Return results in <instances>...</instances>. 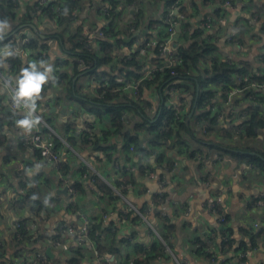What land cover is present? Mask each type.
Wrapping results in <instances>:
<instances>
[{
  "label": "crops",
  "instance_id": "obj_1",
  "mask_svg": "<svg viewBox=\"0 0 264 264\" xmlns=\"http://www.w3.org/2000/svg\"><path fill=\"white\" fill-rule=\"evenodd\" d=\"M32 1L18 0V9L13 11V17L9 16L8 18L11 30L5 36V40L15 31L20 35H39L48 44V61L55 68L56 63L65 58V53L59 40L51 37V33L60 31L61 27L57 26L55 20L32 12L29 14L31 20L21 23L20 19L25 16ZM141 1H143L141 5H138L136 1L119 0L116 6L117 14L111 18L109 13L102 11L106 7L109 11L110 0H80L78 19L75 23H70L68 29L65 30V34H67L75 27L80 26L85 35L88 34L90 39H94V33L97 30L108 29L112 19L115 29L132 24L133 39L126 40L127 43L131 42L130 46L116 47L114 54L119 58L114 59L110 64L113 68L106 65L99 69L108 72L112 76V78H108L117 83L134 80L124 75L127 67L122 65L120 59L126 61L130 55H133L139 64L145 65L143 72L153 68L150 60L154 55L146 51L147 49H144L142 45L145 41H156L160 30L158 22L162 19L165 4L162 0L149 3L147 0ZM181 9L187 14L186 19L180 14ZM173 10L179 20L185 21L190 26L191 32L197 30L202 33L203 37L213 38L217 41L221 59L229 56L236 62H249L256 75L260 73L261 68H264V63L260 60V53L264 51V31L261 30L264 23V0H233L232 8L224 6V2L222 4L210 2L205 5L204 0H183ZM216 12L219 14L216 15ZM180 16L183 19H180ZM137 18H139V25L135 24ZM206 19L211 20L208 28L204 26ZM29 25L33 26V29ZM19 27L21 28L17 30ZM191 32L183 38L181 43L189 42ZM230 37H234V41H238V44L229 42ZM112 40L109 38L108 41L112 42ZM252 40H255V43H252ZM173 43L174 40L170 44L171 49L175 48ZM0 44L1 47L2 42ZM93 45L96 44L93 43ZM26 58V56L19 57L22 66H25ZM163 62V58L160 57L159 65H162ZM69 67L61 68L59 71L69 70L71 72ZM128 70H133V68L128 67L126 71ZM102 78L107 80L106 84L109 83L106 76L90 77L84 73L75 76L73 83L79 89L82 85H87V80L89 82L93 80L94 85L86 87L85 95L95 96L101 87ZM57 80L58 77L54 76V79L49 82L50 85L46 88V93L38 102V114L45 113L57 129L55 130L49 125L54 132V140L57 139L62 143L57 147L59 162L66 163L67 171H60L54 164L42 159L36 151L27 146L25 142L30 139L34 133L33 130L25 133L21 130L15 132L8 128L10 123L21 118L22 111L12 110L7 104L8 91H0V262L25 264L32 254L43 253L45 261L41 264H93L95 256L88 247L78 249V253L76 251L64 252L52 244L59 234L58 228L62 223L78 227L80 225L79 214H84L89 217H99L103 228L112 227L111 233L114 231L110 239H114L115 247L113 249H117L118 252L107 253L104 256L98 254L102 264H129L136 255L135 246H148L156 241L155 237L148 233L144 223L132 212L126 216L125 220L122 219L121 211L125 205L120 199L117 198L113 202L108 201L99 193L97 187L88 190L86 186L90 177L96 176V179L112 188L113 182L119 178L118 167L123 168L128 163L137 167L149 160L154 167V174L163 178L165 185L160 187L155 180L149 179L146 175L137 174L134 177L135 189L126 193V199L138 210L153 203L155 209L154 213L149 216V220L157 226L160 233L162 223L159 214L164 212L168 215V220L175 225L171 245L172 253L178 261L186 258L188 264H225L221 259L210 262L192 254L191 245L195 237L210 235L212 231L219 228L218 213L209 209V205L213 204L220 206L221 211L227 215V226L231 230L234 244L233 250L239 249L237 255L241 254L244 257V262L236 263L234 261L233 264H264V209L255 206L248 208V205L251 204L250 201L264 195V176L257 169H249V165L245 161L236 159L225 152L222 154L223 157H217V154L222 152L206 145L209 141H214L221 144L219 147L223 150L228 148L234 150V148L251 144L249 141L241 140L237 135H233L232 139L220 137L218 131H214L205 137L208 142L199 140L200 145L193 148L198 149L201 156L195 158L186 155L185 152L179 155L176 150H169L164 145L156 150V153L162 157L160 161H157L154 156L143 158L137 153L130 154L131 160H128L129 151H124L123 137L120 136L112 137L111 144L115 148L109 150L106 155L102 152L84 149L79 146L76 137L84 132L89 125L94 133H105L109 126V117L103 114V118L97 120V116L91 113V110H87L67 98L66 91L60 83L56 82ZM83 80L86 83H83ZM190 89L189 92L192 93L191 86ZM211 89L215 93L220 90ZM163 91L161 89L158 91L144 89L142 92V98L150 103V109H147L146 113L151 122L157 119L162 106L173 108L176 104L173 91L171 92L170 89ZM79 92L81 93V90ZM81 95L83 94L81 93ZM186 95L187 102L184 104L183 111L186 119L191 121V132H194L192 134L199 136L201 128L195 126L192 119L195 108L194 105L190 106L188 103L193 99V96L192 94ZM123 96L126 94L119 93L113 103H124ZM197 96L195 92L194 98ZM164 97H166L165 101ZM216 101L209 108L211 111L213 110V113L222 115V118H217V129H230L236 123L234 120L231 121L230 117L224 116L226 109L222 106L220 98H216ZM127 117H129V113ZM3 119L6 120L4 124L1 123ZM133 121L135 122V120ZM71 124H73L74 130L67 127V132L71 134L70 136H68L69 134L65 135L63 132L66 130L65 126ZM132 126L129 124L125 131H131ZM71 135L76 139L73 144H69L65 140ZM140 139H142L141 135ZM257 139L254 146L261 148L263 140L261 137ZM163 155L166 156L163 157ZM47 162L51 164L49 167L46 165ZM51 172L55 173V177L50 176ZM59 174L75 188L77 196L72 205L69 202V197L56 194L58 189L61 190L64 187L59 180ZM49 180H52L53 186L50 185ZM36 183L44 188L45 197H50L55 205L49 207L48 215L44 217L45 223L40 225L37 230L44 238L37 239L38 236H35L34 241L31 239L22 245H16L13 240L15 222L20 220L33 222L34 219L31 217V210L28 206L17 207L14 205V201ZM160 198H163L161 202ZM187 209L189 210L187 211ZM104 213L107 214V217L103 220ZM40 215L42 216L44 213ZM253 222H258L263 232L254 239L252 245L249 231L252 230ZM102 241L107 243L109 240H105V235H103L101 236ZM217 242L220 240L217 239ZM84 249L85 251H83ZM20 250H26V254L23 258L17 259L16 256ZM47 250H49L48 254H46ZM231 257L232 253L225 259ZM151 264L176 263L172 258L165 256L152 261Z\"/></svg>",
  "mask_w": 264,
  "mask_h": 264
},
{
  "label": "trees",
  "instance_id": "obj_2",
  "mask_svg": "<svg viewBox=\"0 0 264 264\" xmlns=\"http://www.w3.org/2000/svg\"><path fill=\"white\" fill-rule=\"evenodd\" d=\"M131 1H136L138 5H141L143 2L141 0H130V2ZM147 1L149 3L155 0ZM162 1L165 4V10L162 14V19L158 22L160 30L158 31V35L156 37L157 44L146 50L154 55L150 62L153 67L156 66V70L153 72L149 80H144L140 85L139 100L133 101L126 95L123 96L125 99L124 103H113V100L119 96V93H112L109 88L104 87H100L95 96L81 95L78 87L74 85L73 79L75 76L82 73L90 77L106 76L107 78H112L108 72L99 69L106 65L110 66L114 59L119 58L114 54L116 47L122 45L130 46L131 42L127 43L126 40L128 39L131 41L133 39L132 24H126L120 29H115L113 27L114 24L112 23V19L111 24L108 25V29L102 30L107 37L103 39H90L88 34L85 35L83 33L80 26L75 27L69 33L65 34V30L68 29V26L71 23L69 19L70 11L74 7H80V0H63L60 3V13L58 16L52 13L51 6L53 3H49L47 5H37L34 3L27 9L25 16L20 19L21 23H25L31 20L29 15L30 12L37 14V10H39L41 16H45L50 20L56 21L57 26H60L61 29L60 31L51 33V37L59 40V43H61L64 49L65 58L61 59L60 62H57L55 68H58V70L69 66V68H71V72H69V70L66 72L59 71L56 75L58 77L56 82L62 85L63 89L66 91L65 96L71 101L76 102L78 105L87 108L88 110L96 109L97 111H104L103 113L109 117V126L106 128L105 133H93L92 137H89V133L84 131L76 137L81 148L91 149L94 152H102L106 155L109 150H114L115 148L111 144L112 137L120 136L123 137L122 147L124 151H128V148L132 146L134 153L141 155L143 158L154 156L155 159L157 158V161H160L162 157L156 153V150L158 147L164 145L167 146L169 150H176L179 155L182 154V152H185L186 155L197 158L198 156H201L200 151L198 149L187 148L188 141H193L197 143V145H200L199 140L208 142L205 140V137L214 131H218L220 137L230 139H232V136L235 135V125H233L230 129H217L218 113H213V110L211 111L209 108L217 102V93H215V91L211 89L212 87L210 88L209 86L220 87L219 92H222L220 102L223 106V94L227 89L231 88L233 80L236 76L246 79L245 84H249L251 82L262 83L264 81V68L259 70V74L261 76H257L253 72L252 65L249 62H236L233 60L225 61L221 59L219 57L217 41L213 38L203 37L202 33L197 30L191 32L190 26L185 21L179 20L176 15H173V19L177 22V25H179V34L177 35L176 41L173 43L178 63L171 69L162 68L158 70L160 63L159 47L161 43L165 42L168 36L166 33L165 15L170 11L177 0ZM224 1L233 2V0H204V4L207 5L210 2L214 4H222ZM118 3L119 0H110L111 8L108 13L111 18L117 14L116 6ZM16 7H18L17 2L15 3L11 0H0V19H8L9 16L13 17V11ZM180 14L184 17L187 16L183 9L180 10ZM218 14L219 13L216 12V15ZM135 24L139 25V18L135 20ZM261 30L264 31V23ZM190 32L191 36L189 42L181 43L183 38H185ZM19 35L20 34L16 32L12 36L17 37ZM20 36H24V34H21ZM109 38L113 39L112 42L108 41ZM90 40H93V42L95 41L96 45L86 47L84 42H88ZM148 42L149 41H145L142 47H145ZM48 48L46 40L40 38V36L30 39V43L26 47L27 60L25 66H22L19 56L9 59L16 65L14 74L19 73L22 68L27 67L31 58L36 61L41 59L48 60ZM134 57L135 56L130 55L128 60L125 61V59H120V62L122 65L127 67V69L128 67L133 68V70L128 71H126V69L124 75L135 80L143 72L145 65L139 64ZM76 61H81L82 67H79ZM110 68L113 67L110 66ZM171 71L174 72V75H171ZM186 81L192 85V93L189 92L191 89L187 86L188 84H185ZM115 83V81L109 79L108 85H113ZM48 85L50 84L48 83L45 85L42 96L46 93ZM196 87H198L199 93L197 98H194ZM144 89H155L157 91L161 89L162 92H164V89H173L175 92H178L179 99L185 101L184 104L187 102L186 94H192L193 99L188 103L190 106L194 105L195 113L193 114L192 119L195 126L201 128L200 135H193L194 132H191L190 128L191 121L190 119H186L185 114L176 118L173 110L174 106L173 108L162 106V110L157 119L154 122H151L149 115L146 113L147 109H150V103L142 98V92ZM252 92L253 91H251V89H247L242 98H238L232 102L233 105L238 106L239 110L244 111L246 114V120L238 125L240 126V134L237 136L239 139L247 142L249 141L251 144H246L237 149L234 148V150L230 148L223 150L219 147L221 144L214 141H209L206 145L211 147V149H216L222 152L218 153L217 157H223L222 154L225 152L236 159L245 161L248 165L257 169L264 176V160L262 159L264 158V149L262 144L261 148L254 146L258 140L257 138L259 134H261V138L264 141V93L260 97H257L254 101L245 103L246 101H244V98ZM165 99L166 97L163 98L164 101ZM123 113L127 115L129 113V117L123 119ZM226 113V115L224 114L225 117H229V115L232 117V114L229 112ZM132 120H135V122H132ZM129 124L133 125V129L126 132V127ZM67 127L70 130H74L73 124L68 125ZM202 131H204V133H202ZM70 134L68 136H70ZM140 135L142 136V139H140ZM76 139L73 135L65 138L69 144L76 142ZM54 143L56 148L62 144L57 139L54 140ZM184 147H186V149ZM164 156L166 155H163V157ZM127 158L128 160H131L129 156H127ZM137 168L139 175H146L149 172H154V167L149 160L139 164ZM57 169L60 171H67L68 167L66 163H59ZM84 170L85 168L82 171L84 172ZM118 173L122 175L123 180L129 182L134 181V176L125 172L123 168L118 167ZM113 183L115 187H118L120 182L115 180ZM95 187H97L99 193L103 197H106L108 201L113 202L117 199L112 189L101 180H95ZM43 190L44 188L41 187L39 183H36L35 186L20 194L14 201V205L17 207L19 206L23 208L28 206L31 210L32 219L38 218L40 221L39 225L45 223L44 217L48 215V209H50L49 207H53L55 205L50 197H45ZM258 199L259 198H256L253 201H250L251 204L248 205V208L250 209L252 206H255ZM162 200L163 198H160L159 201L161 202ZM159 201L157 200V202ZM214 210L219 215L218 219L222 218V222H220L219 228L212 231L210 235H202L194 238L191 245L192 254L203 257L207 261H211L212 259L216 260V254H219L220 252L223 253L225 257L232 253V257L230 259H225L223 262H244V257H239V255H237L239 249H236L235 251L233 250L234 244L231 238V230L227 226V215L221 211L220 206L215 205ZM41 213H44V215L41 216ZM160 221L162 223V237H172L175 231V225L172 224L168 218L160 219ZM17 222L22 224L25 223L26 220H20ZM101 224L102 223L100 222L99 217H93L89 233V237L92 242H94L98 254L100 256H104L107 253H117L118 250L113 249L115 247L114 239H110L112 238V233H114V231L111 233L112 227L103 228ZM249 232L251 233V244L253 245L254 239L261 235L263 231L261 230L260 232H257L252 228ZM103 235H105V240H109L107 243H103V241L101 242L99 236L101 237ZM35 236H38L37 239L44 238L39 231H37L35 235L28 234L25 231L13 232V240L16 245H22L27 241H31V239L34 241ZM59 237H61L60 233L55 239H59ZM217 239L220 240V242H217ZM210 245L216 246V253H209L207 251ZM135 248L136 255L134 259L129 262V264H151V262L157 258L165 257V253L163 252L164 247L158 241H154L148 246H135ZM76 252L78 253V250ZM0 264L6 263L0 262Z\"/></svg>",
  "mask_w": 264,
  "mask_h": 264
},
{
  "label": "built area",
  "instance_id": "obj_3",
  "mask_svg": "<svg viewBox=\"0 0 264 264\" xmlns=\"http://www.w3.org/2000/svg\"><path fill=\"white\" fill-rule=\"evenodd\" d=\"M11 1L18 3V0H11ZM62 1L63 0H33L32 4L36 3L37 5H47L49 3H53L51 6L52 13L58 16V14L60 13V3ZM182 1L183 0H177L174 6L170 9V11L165 15L166 33L168 36L165 42L161 43L159 47V58L160 57L163 58L164 62L162 65L158 66V70L162 68L171 69L175 67L178 63L176 53L174 49L170 48V44L173 41V38L175 36V27L177 25V22L173 19V15H175L173 9L176 7V5H178ZM224 6L232 8V2L224 1ZM17 9L18 7L15 8V10ZM102 11L105 13L106 12L108 13L107 7L105 9H102ZM78 13H79V7H74L70 11L69 19L71 23H75L77 21ZM37 14H40L39 10H37ZM179 18L183 19L182 16H180ZM210 24H211L210 19H206L204 21L205 27L208 28ZM93 36L99 39L107 38L104 32L100 30H97ZM35 37H39V35L37 34L33 36L32 35H28V36L19 35L17 37L11 35L7 38V40L3 41L1 47H3L6 44H11L13 48H16L19 50V54L17 56L19 57L26 56L27 55L26 47L30 43V39L35 38ZM228 40L229 42L234 43L235 45L238 44V41H234L235 40L234 37H230ZM93 43L95 42L90 40L88 42H84V45L86 47H89V46H93ZM156 44H157L156 41L146 43V46L144 47V49L154 47ZM223 60L231 61L232 58L227 56ZM260 60L262 63H264V51H261L260 53ZM76 62L79 67H82L81 61H76ZM6 64H7V68H0V79L12 78L19 74V73L14 74V71L16 70L15 63H13L12 61L8 59L6 61ZM155 70L156 68L153 67L152 69L141 73L140 76L135 80H126L123 82L119 81L118 83L116 82L113 85L106 84L105 83L106 79L102 78L101 87L109 88L112 93H125L129 99H132L133 101H138L140 85L142 84L144 80H149ZM171 75H174L173 71H171ZM257 76H261V75L258 74ZM245 82H246V79L240 76H236L233 80L231 88L227 89L223 94L224 101L223 100L222 101H223L224 109H226V112H229L230 114H232V117H237V120L235 121L236 123L235 126H238L239 124H241L242 122L246 120V114L244 113V111H240L239 107L236 105H233L232 102L234 100H237L238 98H242L247 89H251V91L253 92L251 94H248V96L244 98V101H246L245 103L254 101L257 97H260L264 93V81L262 83L251 82L249 84H245ZM172 91H173V97L176 100V104L174 105L173 110H174L176 118H179L184 115V111H183L184 100L179 99L178 97L179 95L177 91L175 92V90L171 89V92ZM216 95H217V98H221L222 92L218 91ZM7 104L12 110L23 111L22 109H17L14 107L9 93H8V98H7ZM263 109H264V106H263ZM127 116H128L127 114L123 113L122 118L126 119L128 118ZM218 117L222 118V115L218 114ZM21 118H22V115H21ZM8 128L15 132H18L20 130L16 126V121L10 123L8 125ZM239 129H240V126L235 127V135L240 134ZM85 131L89 133V137H92V134L94 133V131L90 125L87 128H85ZM33 132L34 133L30 137V139L27 140V142L25 143L27 144V146L31 147L32 150L36 151L42 159H45L51 162L57 168L58 164L60 163L59 162L60 158H59L58 149L56 148L55 143H54V137H53L54 132L52 131V129L50 128L48 123L44 119L41 118V123L33 129ZM202 133H204V131H202ZM258 137H261V134H259ZM262 147L264 149V141L262 142ZM128 151H129V157H130L131 156L130 154L134 153L133 147L130 146L128 148ZM250 168L252 167L249 165V169ZM123 170L129 174H132L134 177L138 174V168L136 166L131 165L130 163H128L127 166H124ZM86 173H84L85 176H87ZM245 174H247V171H245ZM146 176L149 179L155 180L157 185L160 187H163L165 185L164 179L157 177L154 174V172H149L146 174ZM59 180L63 184L64 186L63 188H66L70 204L71 205L74 204L76 201V196H77L74 186L68 181H66L65 178L61 174H59ZM95 180H96V176L90 177V179L88 180L87 186H86L88 190H92L95 187ZM116 180L120 182L118 187L112 186V188L111 187L110 188L115 194V197L120 199V201L123 202L125 205L121 211L122 219L125 220L126 216H128L132 212L134 215H136L140 219L142 223H144V225L148 229V233L152 234L155 237L156 241H158L159 243L163 245L164 247L163 252L165 253V256L172 258L176 264H188V261L186 258H183L181 261H178L173 255L172 245L170 243L172 237L168 236L167 238H163L157 226H155L153 223L150 222L149 216H151L154 213V209H155L154 204L152 203L148 206H145L144 208L140 210L136 209L126 199V193L128 191H132L135 189L134 181L129 182V181L123 180L122 175L120 173H119V178ZM160 196L162 197V195ZM255 207H262L264 209V195L256 201ZM209 209L211 211H214V205L210 204ZM188 210L189 209H187V211ZM159 216H160V219L168 218V215L164 212H161ZM106 217H107V214L104 213L102 216L103 220L106 219ZM78 218L80 220V225L78 227H76L73 224L62 223L58 228V231L61 234V237H59V239L53 240L52 244L64 252L77 251L80 248L88 247L90 250H92L95 256V260L93 264H102L101 260L98 258L99 255L96 250L95 244L94 242H92V240L89 237L93 217H89L84 214H79ZM218 220L219 222H222V218H219ZM39 222L40 221L38 218L34 219L33 222L32 221L25 222L22 224H20L19 222H15V224L13 225V232L25 231L28 234L35 235V233L37 232L38 228L41 225V224L39 225ZM252 228L257 232H260L262 230L261 225L258 222H253ZM99 238L101 240L100 236ZM207 251L209 253H216V246L210 245ZM216 257H217L216 259L218 260L221 259L222 261H225V256L221 252L219 254H216ZM239 257H243V255L240 254ZM159 259L160 258H157L156 260H159ZM43 261H45V255L43 253H34L25 262V264H41ZM211 261H214V260L212 259ZM225 264H233V262L229 261V262H225Z\"/></svg>",
  "mask_w": 264,
  "mask_h": 264
},
{
  "label": "clouds",
  "instance_id": "obj_4",
  "mask_svg": "<svg viewBox=\"0 0 264 264\" xmlns=\"http://www.w3.org/2000/svg\"><path fill=\"white\" fill-rule=\"evenodd\" d=\"M10 30L9 20L0 19V41L4 40ZM18 54L19 50L11 44L0 47V68H7L6 61ZM53 73V64L41 59L29 62L13 78L0 79V91L7 90L14 107L23 110L22 118L16 120V126L21 131L29 133L41 123L38 102L42 99L45 85L54 79Z\"/></svg>",
  "mask_w": 264,
  "mask_h": 264
},
{
  "label": "rangeland",
  "instance_id": "obj_5",
  "mask_svg": "<svg viewBox=\"0 0 264 264\" xmlns=\"http://www.w3.org/2000/svg\"><path fill=\"white\" fill-rule=\"evenodd\" d=\"M252 43H255V40H252ZM1 45V44H0ZM32 61H36V60H34V59H30L29 60V62H32ZM58 72H59V70H58V68H54V73H53V75L54 76H56L57 74H58ZM83 83H86V81L85 80H83ZM94 83L95 82H93V80H91V82H89L88 80H87V85H82L80 88H79V91L81 90V93L83 94V95H85V93H86V91L87 90H85L86 89V87L89 85V87H91V86H93L94 85ZM185 84L187 85V86H192V85H190V83H187V81L185 82ZM210 88L212 87V88H217V89H220V87L219 86H209ZM84 108V107H83ZM1 110V109H0ZM88 110V109H87ZM224 111H226V110H224ZM1 112V111H0ZM104 111H97L96 109H93V110H91V113H93L95 116H97V120H100V119H102L103 118V113ZM131 112V111H130ZM227 114V113H226ZM225 114V115H226ZM41 115V117L48 123V125H50L53 129H55V127L52 125V122L49 120V118H48V116L45 114V113H42V114H40ZM229 117H230V115H229ZM230 119H231V121H233L234 120V122L237 120V117H230ZM6 122V120H1V123L2 124H4ZM66 127V130L65 131H63L64 132V134L66 135V134H70V133H68L67 132V125L65 126ZM55 130H57V129H55ZM70 131V130H69ZM66 132V133H65ZM195 145V146H194ZM196 145H197V143H195V142H193V141H188V147L187 148H189V149H193L194 147H196ZM185 149H186V147H184ZM46 165L49 167L51 164L49 163V162H47L46 163ZM52 178L53 177H55V173L54 172H51V175H50ZM48 181V180H47ZM49 183H50V185L51 186H53V182H52V180H49ZM83 251H85V249L83 250ZM26 254V250L24 251V250H20L19 252H18V255L16 256V258L18 259H21V258H23L24 257V255ZM85 254V253H84Z\"/></svg>",
  "mask_w": 264,
  "mask_h": 264
},
{
  "label": "water",
  "instance_id": "obj_6",
  "mask_svg": "<svg viewBox=\"0 0 264 264\" xmlns=\"http://www.w3.org/2000/svg\"><path fill=\"white\" fill-rule=\"evenodd\" d=\"M32 29H33V26H31V25H29ZM21 27H19L17 30H19ZM16 32V31H15ZM179 34V25H176V27H175V36H174V38H173V40L174 41H176V39H177V35ZM42 37V36H41ZM5 39L6 38H4V40L3 41H5ZM3 41H0V42H3ZM198 95V87H197V91H196V96ZM263 160H264V158H262ZM57 193L56 194H61V195H63L64 197H68V194H67V191H66V188H63V189H58L57 191H56ZM49 253V250H47L46 251V254H48Z\"/></svg>",
  "mask_w": 264,
  "mask_h": 264
}]
</instances>
